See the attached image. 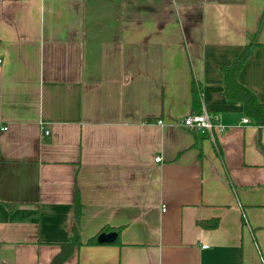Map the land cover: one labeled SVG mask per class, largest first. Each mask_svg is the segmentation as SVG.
I'll return each mask as SVG.
<instances>
[{
    "label": "crops",
    "instance_id": "obj_1",
    "mask_svg": "<svg viewBox=\"0 0 264 264\" xmlns=\"http://www.w3.org/2000/svg\"><path fill=\"white\" fill-rule=\"evenodd\" d=\"M245 46L264 105V0H0V264H48L76 195L63 264H264V124L223 96Z\"/></svg>",
    "mask_w": 264,
    "mask_h": 264
},
{
    "label": "trees",
    "instance_id": "obj_2",
    "mask_svg": "<svg viewBox=\"0 0 264 264\" xmlns=\"http://www.w3.org/2000/svg\"><path fill=\"white\" fill-rule=\"evenodd\" d=\"M250 46H245L240 54L232 61L229 66L222 68L223 74V96L231 102H238L243 105L244 113L250 117L258 126L264 124V105L259 103L256 96L247 88L242 86L237 81V74L241 70L244 62L249 57ZM194 101L199 102V94L193 92ZM200 113L198 109L197 112ZM81 214V204L78 196H75L72 219L69 224L70 237L68 242L60 245L59 252L52 258L48 264H63L73 253V251L82 245L79 231V217ZM218 224L217 219L213 221L201 222V225L206 228H215ZM111 229L104 228L101 230L109 231ZM90 238L85 243L86 245H98L97 236Z\"/></svg>",
    "mask_w": 264,
    "mask_h": 264
},
{
    "label": "built area",
    "instance_id": "obj_3",
    "mask_svg": "<svg viewBox=\"0 0 264 264\" xmlns=\"http://www.w3.org/2000/svg\"><path fill=\"white\" fill-rule=\"evenodd\" d=\"M213 119H215V117L213 118L209 116L207 111L205 109H202L200 113H192L186 116L182 123L187 128H197L206 131L212 139ZM243 122L247 123L248 119H244ZM5 129L6 128H2V130ZM45 133L47 134V132ZM159 160V157L155 158V162H158Z\"/></svg>",
    "mask_w": 264,
    "mask_h": 264
},
{
    "label": "water",
    "instance_id": "obj_4",
    "mask_svg": "<svg viewBox=\"0 0 264 264\" xmlns=\"http://www.w3.org/2000/svg\"><path fill=\"white\" fill-rule=\"evenodd\" d=\"M116 234L114 232L101 233L97 236V242L99 244L111 243L115 240Z\"/></svg>",
    "mask_w": 264,
    "mask_h": 264
}]
</instances>
